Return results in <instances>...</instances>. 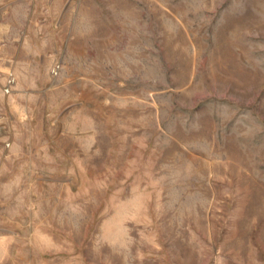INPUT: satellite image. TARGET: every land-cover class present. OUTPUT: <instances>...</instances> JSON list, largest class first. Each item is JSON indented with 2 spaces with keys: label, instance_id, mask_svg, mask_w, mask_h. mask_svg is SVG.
<instances>
[{
  "label": "rangeland",
  "instance_id": "obj_1",
  "mask_svg": "<svg viewBox=\"0 0 264 264\" xmlns=\"http://www.w3.org/2000/svg\"><path fill=\"white\" fill-rule=\"evenodd\" d=\"M21 9L0 30V264H264V0Z\"/></svg>",
  "mask_w": 264,
  "mask_h": 264
},
{
  "label": "crops",
  "instance_id": "obj_2",
  "mask_svg": "<svg viewBox=\"0 0 264 264\" xmlns=\"http://www.w3.org/2000/svg\"><path fill=\"white\" fill-rule=\"evenodd\" d=\"M26 0H0V30L6 28L7 22H9L8 15L12 14H20L21 16L25 15L23 9L19 11V8H24ZM24 19L22 18V21ZM23 38L27 36L26 32H23L21 35ZM5 36L0 32V40L3 39Z\"/></svg>",
  "mask_w": 264,
  "mask_h": 264
}]
</instances>
